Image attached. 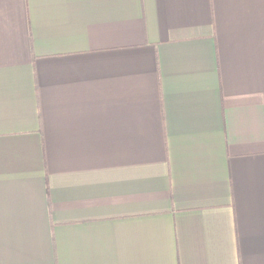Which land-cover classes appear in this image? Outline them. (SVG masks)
Segmentation results:
<instances>
[{
  "label": "crops",
  "instance_id": "crops-1",
  "mask_svg": "<svg viewBox=\"0 0 264 264\" xmlns=\"http://www.w3.org/2000/svg\"><path fill=\"white\" fill-rule=\"evenodd\" d=\"M0 264H264V0H0Z\"/></svg>",
  "mask_w": 264,
  "mask_h": 264
}]
</instances>
